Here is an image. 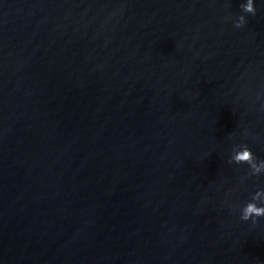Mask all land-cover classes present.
<instances>
[{
    "label": "water",
    "instance_id": "1",
    "mask_svg": "<svg viewBox=\"0 0 264 264\" xmlns=\"http://www.w3.org/2000/svg\"><path fill=\"white\" fill-rule=\"evenodd\" d=\"M242 3L0 0V264H264V174L231 163L264 160Z\"/></svg>",
    "mask_w": 264,
    "mask_h": 264
},
{
    "label": "clouds",
    "instance_id": "2",
    "mask_svg": "<svg viewBox=\"0 0 264 264\" xmlns=\"http://www.w3.org/2000/svg\"><path fill=\"white\" fill-rule=\"evenodd\" d=\"M254 0H244L240 5L241 11L246 14H255L256 9L253 7ZM245 23L244 15H240L234 21V27L241 28ZM231 163L236 165H246L250 176H259L264 174V160H257L251 150L242 145L235 150L231 156ZM264 217V201L259 197V192L252 196L251 201L244 204L240 210V219L242 221L251 220L255 223L256 218Z\"/></svg>",
    "mask_w": 264,
    "mask_h": 264
}]
</instances>
